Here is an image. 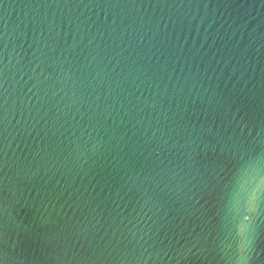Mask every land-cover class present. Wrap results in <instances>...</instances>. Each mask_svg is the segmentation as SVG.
Returning a JSON list of instances; mask_svg holds the SVG:
<instances>
[{
    "label": "water",
    "instance_id": "obj_1",
    "mask_svg": "<svg viewBox=\"0 0 264 264\" xmlns=\"http://www.w3.org/2000/svg\"><path fill=\"white\" fill-rule=\"evenodd\" d=\"M0 264H264V0H0Z\"/></svg>",
    "mask_w": 264,
    "mask_h": 264
}]
</instances>
